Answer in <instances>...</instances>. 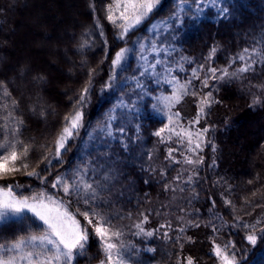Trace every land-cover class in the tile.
<instances>
[{"label":"snow or ice","instance_id":"snow-or-ice-1","mask_svg":"<svg viewBox=\"0 0 264 264\" xmlns=\"http://www.w3.org/2000/svg\"><path fill=\"white\" fill-rule=\"evenodd\" d=\"M165 6V0H111L105 5V19L116 29V39L125 44L112 58L108 79L97 98L99 106L103 107L107 102L110 107L95 125L90 119L85 120V109L91 103L96 75V70L91 69L88 81L72 103V109L63 118L54 145L41 146L46 151L35 167L31 165L29 155L33 150L32 143L21 138L25 119L20 110V100L13 95L20 87L13 88L9 82L0 80V264H79V259L88 255L93 239L99 242L102 254L99 264H134L135 248L126 241V235L151 238L163 230V238L170 240V233L175 232L173 243L183 249L185 243H195L193 237L186 236L190 229L205 227L210 228L213 234H219L224 226L246 229L243 240L249 247L238 250L234 241L221 245L214 237L211 238V254L220 264H264V246L258 247L264 244V227L257 228L264 221L249 224L236 220L227 225L216 212V201L211 196L206 223H201L200 208L187 211L188 205H195L200 199L195 186L201 179L202 153L207 147H211L213 153L217 151L216 144L208 136L215 130L214 126L201 123L209 115L212 105L220 103L213 93L219 90V82L243 79L245 74L264 68V37L256 41L258 48H244L233 55L223 68L211 64L216 47L210 49L204 64L191 67L193 61L188 57L181 56L179 60L173 57L179 33L185 27L197 26L209 9L214 10V17L227 19L233 5L227 0H171L167 6L173 10L168 16L156 19ZM95 28L104 41L107 56L108 42L98 18ZM136 32L140 35L130 39ZM95 35V32L86 34L78 51L91 48L93 40L89 37ZM132 60L136 62L135 68ZM237 62L240 66L230 71ZM185 63L191 67L190 74ZM31 71L27 66L22 68L20 80L26 91L36 90L31 114L45 117L41 92L46 78L38 73L29 81L27 77ZM180 73H184L186 79H182ZM149 84L156 87L150 88ZM161 85L169 86L170 94L161 92L150 98L155 100L153 110L163 113L168 122L153 135L160 138L161 143L175 138L178 147L167 149L166 160L170 165L189 166L177 171L172 178L177 187L170 189L166 183L165 190L183 193L191 188V195L181 197L182 204L177 203L183 215L176 216V227L166 219L159 227L149 230L145 227L149 223L148 214L140 213L141 218L130 226L132 231L126 234L125 228L129 226L114 223L132 219V214H124L120 199L122 193L113 194L119 170L111 150L116 143L129 151L134 139L128 132L133 119L137 118L140 103ZM202 89L208 91L203 92ZM165 91H168L167 87ZM117 93L120 95L116 96ZM111 96H116L115 101L110 99ZM189 96L195 99V117L185 124L183 109L178 106L183 105ZM257 105H264V100L254 97L250 107ZM135 132V140H139V125ZM69 151H73L72 159L77 161L75 165L64 159ZM148 156L152 159L151 153ZM215 165L213 158L209 167ZM57 166L61 169L53 171ZM18 174L39 181L40 188L37 190L32 184L21 183L17 180ZM166 174V171H161V176ZM117 204L121 205L120 209L113 210ZM224 204L232 206V201L225 199ZM213 218L220 223H214ZM12 224L16 228L8 232L6 229ZM94 258L97 257L90 259ZM177 264L199 262L192 255H187L183 258L178 256Z\"/></svg>","mask_w":264,"mask_h":264},{"label":"trees","instance_id":"trees-1","mask_svg":"<svg viewBox=\"0 0 264 264\" xmlns=\"http://www.w3.org/2000/svg\"><path fill=\"white\" fill-rule=\"evenodd\" d=\"M30 1L33 2L30 4ZM110 2L111 0H83L80 10L72 13L77 19L76 22L59 24L56 19L46 14L47 11L44 12L46 10L44 7L48 4L47 0H0V80L9 82L13 88L17 85L20 87V90L14 91L13 95L20 100V110L24 114L25 126L21 138L32 143L33 150L29 155L33 167L39 163L42 154L46 151L41 146L54 145L63 118L72 109V103L88 81V72L91 69L96 70V75L93 80L90 109L85 111V120L90 119L95 125L101 114L110 107L107 102L103 107L99 106L97 98L104 82L108 79L112 58L121 47H125L123 42L116 39V29L105 19L104 8ZM165 2L166 6L156 19L168 16L173 10L167 6L171 0ZM227 2L233 5V11L227 19L214 17V10L209 9L197 26L185 27L179 33L174 59L179 60L181 56L188 57L193 61L191 67H196L198 64H204V58L208 56L210 49L216 47L217 52L211 64L216 68H223L233 55L244 48L251 50L259 47L256 41L264 37V0H227ZM50 12L51 10H48L47 13ZM97 18L103 25L107 38V56L104 41L99 36V30L95 28ZM33 20L38 24H31L30 21ZM18 26H22V29L16 35L14 32ZM36 26L42 29L36 35V40L57 46L51 59L55 58L53 60L57 62L56 65L60 70L53 68L47 58L41 57V53L33 45L29 46L28 40L34 42L35 37L33 38L31 30ZM52 30L57 34L67 31L68 35L62 40H57L56 36H52ZM93 32L96 35L89 37L93 40V46L78 51L86 34ZM138 35L140 32L134 33L130 39H135ZM23 53L29 58L32 57L30 61L20 60L23 58L21 57ZM32 59L35 67L32 66ZM131 63L135 68V60ZM26 66L32 70L27 77L29 81L38 73L46 78L41 92L46 109L45 117L31 114L30 108L35 100L36 90L26 91L20 80V70ZM239 66L240 63L237 62L230 71ZM185 67L190 74L191 67L186 63ZM129 74L124 73V75ZM180 76L186 79L184 73H180ZM261 85H264V68H257L255 72L245 74L243 79H234L230 83L219 82L217 84L219 90L214 91L213 94L220 103L213 104L207 118L201 121L202 124L214 126L215 130L208 136L217 146L215 153L211 147L205 148L202 153L204 164L199 172L201 179L195 186L200 199L195 205L187 206L188 212H192L195 207L201 209L202 224L208 221L210 215L208 211L210 196L216 201V212L223 221L227 222V225L233 224L236 220L249 224H254L257 220L264 221V105L250 107L254 97L264 100V88H261ZM149 87L156 86L149 84ZM166 87L168 88L161 85L154 94L145 97L140 103L137 118L133 119L128 132L129 137L134 139L129 145V151H125L116 143L111 150L114 153L112 159L119 170L118 182H115L113 194L122 193L120 199L124 214L127 215L129 212L132 214V219L116 220L114 223L129 226L125 228L126 234L132 231L130 226L141 218L140 213L148 214L149 223L145 227L149 230L159 227L166 219L171 220L176 227V216L183 215L179 212L177 203L182 204L180 198L191 195V188L183 193L165 190L166 183L170 189L177 187L172 178L177 175V171L189 167L170 165L166 160L167 149L178 147L175 138L161 143L160 138L153 135L168 121L163 113L153 110L152 105L155 104V100L150 97L170 91L169 88L165 91ZM202 91L207 92L208 89ZM119 95L120 93L116 94ZM116 96H111L110 99L115 101ZM178 107L183 109L185 124L195 117L193 97H187L185 103ZM137 125L140 127L139 140H135ZM148 153L152 154V159H149ZM72 157L73 151H69L64 159L71 160V164L75 165L77 161ZM177 158L181 157L177 154ZM213 158L216 160V165L210 168ZM60 169L61 166H57L53 171ZM161 171H166L167 174L161 176ZM17 180L25 185L32 184L37 190L40 188L39 181L33 178L18 174ZM179 186L183 187V185ZM225 199L232 201V206H226ZM120 207L121 205L117 204L113 210H119ZM213 222L220 223L215 218ZM260 227H264V223L257 226L258 229ZM15 228L16 225L12 224L6 230L12 232ZM162 231L151 238L126 235V241L135 248L133 254L138 258L137 264H177L178 256L183 258L187 255L197 258L199 264H220L215 255L211 254L213 237L221 245L234 241L238 250L249 247L243 240L247 230L239 226L235 228L224 226L219 234H213L210 228H192L186 236L193 237L195 243H185L183 249L179 244L173 243L175 232L170 233L172 239L165 240ZM261 246L264 244L258 247ZM91 257L97 258L90 259ZM101 257L99 243L93 239L90 242L88 255L80 258L79 264L95 263Z\"/></svg>","mask_w":264,"mask_h":264},{"label":"rangeland","instance_id":"rangeland-1","mask_svg":"<svg viewBox=\"0 0 264 264\" xmlns=\"http://www.w3.org/2000/svg\"><path fill=\"white\" fill-rule=\"evenodd\" d=\"M48 1V4L45 5L44 9H46L44 12H48V10L51 12L50 13H47L46 14L49 16V17H52L53 19H56V22H58L59 24L61 22L63 23H70V22H73L75 23L76 22V18L73 17L72 13L73 12H78L80 10V4L83 0H47ZM33 1H30V4L32 3ZM29 5V3H27V6ZM26 6V7H27ZM59 7V8H58ZM25 9V7H24ZM27 9V8H26ZM44 16V15H41V17ZM28 22V21H26ZM31 24H34V25H37L38 23L35 22L34 20L33 21H30ZM22 29V26H18V29H16V32H14V34L18 35L19 32L21 31ZM18 30V31H17ZM41 27L39 26H36L33 28V30H31V34H33V38H34V42L32 43L31 42V39L28 40L29 41V46L32 47V45L41 53L40 56L41 57H45L48 59L49 63L51 64V66L53 68H57L58 70H60L58 68V65L57 62H55L53 59H55L54 57H52L51 59V55L54 54V51L57 50V46L55 44H52V43H42L38 40H36V35L41 31ZM55 33V34H54ZM65 35H68V32L65 31L63 32L62 34H57L55 32V30H52V36H56L57 40H62L64 38ZM38 41V42H37ZM13 42V41H12ZM51 44V45H50ZM23 58H20V60H26V61H30V59L32 58H29L28 56L23 55L21 56ZM33 60L32 59V66L35 67V63H33ZM18 62V61H17ZM62 72V71H61ZM52 82H53V78H52ZM66 82V81H65ZM169 90H170V87L168 86ZM170 94V91H168L167 93H165V95H169ZM90 107L88 106L85 111L89 110ZM97 241V240H96ZM99 243V242H98ZM136 254H133V261H134V264H137L136 262V259L138 260V258H136L135 256ZM102 258V257H101ZM91 264H99V261L95 262V263H91ZM152 264V263H150Z\"/></svg>","mask_w":264,"mask_h":264}]
</instances>
